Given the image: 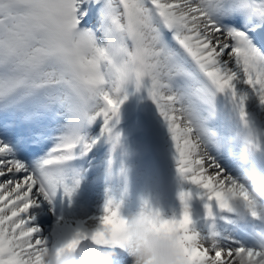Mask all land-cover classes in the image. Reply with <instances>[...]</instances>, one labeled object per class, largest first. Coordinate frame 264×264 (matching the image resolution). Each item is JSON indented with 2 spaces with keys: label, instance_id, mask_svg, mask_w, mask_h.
<instances>
[{
  "label": "snow or ice",
  "instance_id": "6c2138e0",
  "mask_svg": "<svg viewBox=\"0 0 264 264\" xmlns=\"http://www.w3.org/2000/svg\"><path fill=\"white\" fill-rule=\"evenodd\" d=\"M129 86L155 104L177 173L204 190L207 215L213 201L231 212V195L259 218L245 186L210 157L201 112L227 94L249 126L244 89L264 103V0H0V116L55 128L54 135L32 136L31 143L50 146L28 161L0 140V264H45L44 254L61 244L127 248V220L109 194L91 227L81 224L55 242L33 223L30 209L40 197L70 198L82 179L78 163L102 141L115 153ZM113 164L110 155L109 176ZM190 198L180 193L179 219H165L145 201L151 226L175 236L184 264H230L233 250L246 247H221L191 228Z\"/></svg>",
  "mask_w": 264,
  "mask_h": 264
},
{
  "label": "bare ground",
  "instance_id": "6f19581e",
  "mask_svg": "<svg viewBox=\"0 0 264 264\" xmlns=\"http://www.w3.org/2000/svg\"><path fill=\"white\" fill-rule=\"evenodd\" d=\"M244 91L247 92V99L245 100L244 106H245V111L247 113L248 125L250 128L254 129L256 132L255 143L252 146V149L253 148L261 149L264 154V103H261L259 97L254 92L247 90V89H244ZM135 94H136L137 101L140 104L137 105L135 101V107H132L131 101H132V97L134 96L133 94H129L127 92V99L124 100L125 102L121 105V108H120L119 121H121V118L123 116L127 117L128 123L126 125L129 124L128 128H133L130 130V132L134 133L135 141H137L139 138H141L142 140L144 135H147L149 139L151 140H152V137L156 138L160 136L161 138H163L161 129L167 132V128L163 120L160 119L157 121L158 126H159L158 127L156 126L157 124L151 120V117H149L147 113V104L151 107V109L156 108L155 104L152 102L150 98H148L146 91L142 92V90L137 91L135 89ZM224 95L228 99V103L234 108V111L231 114L232 119H230L228 114L223 113V115L227 116L228 118L224 117L219 122L215 121L214 123H211L208 125L204 124V127L207 129L209 135L204 137L203 139L205 141V147L210 157L213 160H215L216 163L219 164L222 169L225 170L226 174L232 176L237 181H240L242 175L246 171L255 170V169L252 166L251 159L248 160L246 163L242 162L239 159V156L241 154V151H240L241 148L239 146H242V144L240 141H238V138H235L231 144L227 143V140L229 137L235 136V132L241 126L242 122L239 117L238 108L235 106L234 102L232 101L229 95L227 94H224ZM133 99L136 100L135 97ZM214 102L216 104V99L214 100ZM136 106H138L137 108L138 111H136ZM130 107H131L130 112L125 114L124 113L125 109L130 108ZM215 110H216L215 107H209L205 105L203 111L201 112V116H203V114L207 116L208 114V116H213V120H214V116L216 115ZM142 116H145V118H142ZM8 118H10L8 115L0 116V140H4L5 142L9 143L10 147L13 149L14 153L16 154L18 158H21L27 161L25 159V156L28 150L24 149L25 156H22V153H21L22 149L21 150L19 149L22 147L23 143L20 141L14 140V138H12V136L9 134L10 131L7 128L8 125H5L6 119ZM97 124H99V122ZM161 126H163V128H161ZM94 128H95V125L93 126L91 130H93ZM141 128L144 129V131L137 133L139 129ZM127 132H128V129L126 128V126H124L119 131L120 136H121L120 140L123 139V136L124 138H126ZM92 133H94V130L92 131ZM43 134L45 136L54 135L55 128L53 126H48L47 130L43 131ZM165 136H169V134ZM153 141L156 142L154 139ZM49 143L50 142L45 143V144H40V145L35 144L36 150L33 149L34 153L37 152V154H40L42 148L46 145H49ZM102 147H103V143L100 145H97V147L94 148L95 149L94 153H98L102 149ZM105 148L108 149V146H105ZM117 148H119V150L114 154V159L116 160H118L116 157L119 154L122 153V155H125V149L122 148V146L117 147ZM146 155L151 160L149 155L150 156H153V155L150 153L149 155L148 153H146ZM171 155H172V158H171V161L169 162H170V165L174 167V172L171 173V177L174 179H181L176 170L174 152ZM101 156L103 158L105 157L104 154L100 155L98 157V160H99L98 162H101L103 160ZM85 164L86 162L84 161L82 165H85ZM121 168L122 166L120 164V161H118V163L115 164L114 167H112V175L116 176L120 174L119 170ZM89 170L90 169H87V173L90 174ZM101 171L103 173H106V172L108 173L107 162H105L104 165H102L101 167L92 169L91 170L92 174H90V176L82 175V179L80 181L79 187L76 189V191L72 194L70 198L64 196L63 192H60L52 203L45 201L42 197L39 198L37 201V204L33 206V208L30 209V214L34 217L33 221H37L38 218L42 214H44V216L42 215V217H45L47 221L48 219L47 216H51L52 209H57L62 215L61 220H64L66 224H69V223L74 224L73 228H76L80 226L81 224H83L84 227H91L92 225L91 218L98 217L101 214V210H102L101 208L102 206H100L99 208L94 207L95 205L94 202H96V199H97V195L95 196V192L97 190L101 192L100 193L101 195L99 197L101 198L100 201L102 204L105 200L106 194L111 195L117 201H120V197L124 195V193H119L117 186L113 185V183L111 182V179L104 182L102 177L97 176L98 174H100ZM125 175H126V180L131 181V174H125ZM175 175H177V177ZM168 176L170 177V175ZM91 177H94V179H92L94 185L90 184ZM163 182H164V185H166L167 188L171 191V195H173L175 192V188L172 186L169 187V185H167V182L164 179H163ZM186 184H188L187 181H186ZM190 186H192V188H190V190L187 192L191 193V198L189 199L191 205L190 204L188 205V210H189V213L193 221V224L190 226L191 228H193L201 236L205 237V240L208 242H210V239H215L221 247L224 246V244L228 245L229 242L230 243L236 242L239 246H244L246 248L253 247L254 238L246 234V231H250V227L256 224V221H255L256 219L257 221L258 220L261 221L264 226V219L254 218L248 211L245 215V218L242 220L239 218L237 213L220 209L218 205L215 204L214 201L211 202L213 205V215L209 217L207 215V209L205 208L204 203L202 205V210L195 208L194 207L195 204L192 203L193 198L197 200L198 202L204 199V196H203L204 190L192 184ZM147 190L148 192L149 190L153 191V189H147ZM139 198H138L139 200H135L136 198L134 195V200H132L135 203V208L137 207L136 210H134L135 208L130 209L126 202H121V209H120L121 214L126 216L129 212L138 211L145 204V201H147V203L152 207V209L158 210L164 218L166 217V215H164L163 213L165 211L166 212L171 211L169 213L170 217L168 219H171L172 217L179 219L182 216L183 211H184V203H180L178 200H173L171 196L167 198L166 202H164L167 206L166 210L159 209L158 199L155 198V196L149 197L147 195V197H145L141 193ZM33 209H36L34 213H32ZM227 213L233 216V219L231 220V222H228V223L234 222V224L232 223V225L228 224L224 226V224L221 223V221L219 220L220 216L218 215H223ZM216 219L219 220V222H216ZM55 225L56 223L51 222L49 227H47V224H44V226L39 227L42 231V234L48 237L49 240L52 242H55L58 236L62 232L60 230L54 229L56 228ZM50 230H52V234H50L49 232ZM213 232L216 233L215 237L210 236V234ZM123 255H124V260L118 262V264H132V257L130 256L126 248H125V252ZM113 262L115 261L113 260Z\"/></svg>",
  "mask_w": 264,
  "mask_h": 264
},
{
  "label": "clouds",
  "instance_id": "9594fccd",
  "mask_svg": "<svg viewBox=\"0 0 264 264\" xmlns=\"http://www.w3.org/2000/svg\"><path fill=\"white\" fill-rule=\"evenodd\" d=\"M238 138L243 146L239 159L247 162L253 156L252 146L255 143L254 129L241 124L234 137H229L228 144ZM239 183L243 184L251 200L256 202L259 218L264 219V175L255 170L246 171ZM231 212L244 219L248 212L245 201L229 195ZM152 208V207H151ZM127 220L129 242L127 250L132 257V264H184V256L178 248L176 238L166 232L155 230L150 223L151 210L143 205L138 211L129 212ZM70 237H65V240ZM59 252L49 250L44 254L45 264H113L117 254L114 248L98 247L92 243H81L79 246L58 245ZM252 249L264 254V229L254 230V245ZM235 255L230 264H264V259L258 260L249 254L248 248L242 251L233 250Z\"/></svg>",
  "mask_w": 264,
  "mask_h": 264
},
{
  "label": "rangeland",
  "instance_id": "374dc122",
  "mask_svg": "<svg viewBox=\"0 0 264 264\" xmlns=\"http://www.w3.org/2000/svg\"><path fill=\"white\" fill-rule=\"evenodd\" d=\"M138 106H136V111H138ZM155 111V112H154ZM154 112V113H153ZM143 115V114H142ZM152 116H153V119L151 118V120L153 122H155L158 126V123L157 121L161 119V117L159 116V113L157 111L156 108H153L152 110ZM208 116V114H207ZM142 118H145V116H142ZM128 123V122H127ZM161 125V124H160ZM159 127V126H158ZM161 128H163V126H161ZM122 129V128H121ZM120 129V130H121ZM162 131V135H163V138H161L160 136V141L163 142L164 146L163 145H160L159 147V150L162 149V152H165V155L167 157V159L171 161V158H172V155L173 152H174V148H173V145H172V141L170 139L169 136H165V135H168V132L164 131L163 129H161ZM166 132V133H165ZM165 134V135H164ZM141 143V144H140ZM142 145V146H141ZM132 146V147H131ZM136 147V148H135ZM138 147V148H137ZM128 152H127V156L130 157L131 155H133L134 153H141V150L144 151V149L146 148L145 144H143L142 142H137L136 145L135 143H132V144H129L126 146ZM172 152V153H171ZM98 158H97V162H98ZM142 161V162H141ZM145 157L139 159L136 163H133L129 166V171H130V174H131V182L129 181H126V183H121L122 187L120 189V192L121 193H124L123 196L120 197V202H126L127 201V204L128 207L130 209H134L135 208V203L132 201L134 200V195H135V198L138 199L141 195V193L143 194V196L147 197L150 196V197H154L158 199V203L160 204L159 201H161V197H160V191L162 189H164V185H161L158 187V185L156 184H159L158 183V180L156 178L157 174L155 173L156 172V169L154 167H152L151 169H148L147 165H146V162H145ZM141 162V163H140ZM93 165V163H91ZM170 164V162H169ZM128 166V165H127ZM171 167V165H170ZM140 168V169H139ZM127 169V168H125ZM136 169V170H135ZM136 175H135V174ZM143 173V174H142ZM155 173V174H154ZM151 174V175H150ZM145 175V176H144ZM153 175V176H152ZM144 176V178H143ZM118 177V178H117ZM133 177V178H132ZM116 179L119 181V176H116ZM140 179V180H139ZM147 180V181H146ZM176 181L173 182V185L175 186V188L177 189V192H182V191H185L187 188H192V186H190L191 184L188 183L186 184V181L182 180V179H175ZM178 180V181H177ZM142 182V183H141ZM154 182V183H153ZM141 183V185H140ZM171 183V182H170ZM169 183V184H170ZM119 183H117L116 185H118ZM137 184V185H136ZM139 184V185H138ZM132 186V187H130ZM179 186V187H178ZM140 187V188H139ZM146 187V188H145ZM152 187V188H151ZM125 188V189H124ZM144 188V189H143ZM180 188V189H179ZM127 189V190H126ZM137 189V190H136ZM147 189H153L152 190H148ZM160 189V190H159ZM122 190V191H121ZM136 190V191H135ZM179 190V191H178ZM129 191V193H128ZM138 191V192H137ZM141 192V193H140ZM100 191H96L95 192V196L97 195V199H96V202L94 207L95 208H99L100 206H102L103 204L101 203V198L99 197L101 194ZM148 193V194H146ZM154 195V196H153ZM158 195V196H157ZM131 196V197H130ZM41 198V197H40ZM140 199V198H139ZM138 199V200H139ZM179 199H180V195H179ZM100 201V202H99ZM132 201V203L134 204V207L131 206L130 202ZM160 208V206H158ZM137 207L134 209L136 210ZM36 211V209H33L32 213H34ZM44 216V214H42ZM42 215L38 218L37 221H33V223L38 226V227H41V226H44V224H47V227L49 226L48 225V222H49V218L50 216H47L48 219L46 221V218L45 217H42ZM223 215H228V216H231L229 214H223ZM219 220H220V217H219ZM232 220V219H230ZM228 223V222H227ZM235 239V238H233ZM228 246H232V247H237L239 246L236 242L234 243H228V245L224 244V246L222 247H228ZM124 260V255L122 257H118L116 258L114 261H115V264H118V262Z\"/></svg>",
  "mask_w": 264,
  "mask_h": 264
}]
</instances>
